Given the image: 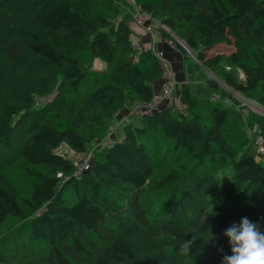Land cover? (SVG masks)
Listing matches in <instances>:
<instances>
[{
  "label": "trees",
  "instance_id": "trees-1",
  "mask_svg": "<svg viewBox=\"0 0 264 264\" xmlns=\"http://www.w3.org/2000/svg\"><path fill=\"white\" fill-rule=\"evenodd\" d=\"M9 1L0 0V55L10 63H21L28 54L41 57L51 84L61 78L74 100L43 118L22 141L26 163L45 166L51 173L28 167L26 175L34 182L21 200L0 185V234L13 218L29 220L33 239L44 249L37 252L24 242L13 243L7 252L0 251V264H221L222 255H231L223 233L233 223L247 217L264 232V159L252 152L248 133L245 148L234 140L246 111L234 94L259 92L257 102L264 106V0L139 1L143 13L180 36L220 81L208 78L209 100H200L187 85L178 107L164 105L142 119V126L128 124L122 138L99 151L80 174L53 149L67 140L86 152V145L106 131L112 117L105 112L114 107L121 112L154 98L153 84L163 75L162 65L152 51L138 61L131 58L138 51L129 22L123 17L113 24L104 15L92 16L87 10L98 0L87 5L79 0H17L35 13L43 40L26 27L17 33L4 30L19 25L12 14L17 5ZM162 37L173 40L166 31ZM225 44L233 46L227 56L206 52ZM82 55L108 64L106 73L90 81V96L80 94L92 75ZM32 109L30 94L19 98L0 84V146L12 147V135L29 120ZM249 116L259 128L255 138H264V116ZM94 123L97 129L90 126ZM155 133L172 142L181 157L215 168L213 174L195 179L198 197L185 187L191 175L188 164L154 179L155 159L144 140ZM221 171L228 172L223 186ZM149 181L159 192L170 189L166 220L162 213L153 215L143 200ZM205 187L220 188V194L215 189L205 199ZM193 236L196 240L184 254Z\"/></svg>",
  "mask_w": 264,
  "mask_h": 264
},
{
  "label": "rangeland",
  "instance_id": "rangeland-1",
  "mask_svg": "<svg viewBox=\"0 0 264 264\" xmlns=\"http://www.w3.org/2000/svg\"><path fill=\"white\" fill-rule=\"evenodd\" d=\"M79 1H82L85 5H87L90 0ZM139 1H142L143 3L153 0H98V5L94 9L91 8L87 11H89L92 16H96L98 14L104 15L108 18V21L113 24H118V22L124 17L126 21L129 22L131 29L134 26L133 23H135L142 30V33L145 36L142 35L141 39L137 37L139 41H136L139 44L137 45L140 46L142 50L131 57L133 60L138 61L141 55L146 53V51H149L148 47H146L147 44L145 43H148V41L152 44H154L153 41H155V44L158 43L160 48L158 51L163 53L162 59L164 60H159L163 68V75L159 81L153 84L156 93L161 90L160 88L162 87L164 81L168 79V73L173 72L178 82V87H176L174 91V97L178 98V95L188 85L185 83L186 81H184L186 76L183 79V72L189 70L192 72V75L196 77V81H198L191 82L190 88L192 92L200 100L211 99L212 92L207 86L206 79L211 78L220 81V78L217 77L215 72L213 73L209 71L199 63L197 54L189 49L185 41L180 36L163 25L159 19H155L154 17L143 13L141 11ZM9 3L11 5H17H12V14L17 18L19 25L4 30L8 33H17L19 31L18 29L26 27V31L39 34L43 40V33L39 30L36 19L34 18L35 13L29 9L31 7L25 8L23 4H18L17 0H10ZM162 31L169 32L173 40L164 39L162 37ZM134 34L136 35V32H134ZM169 41H172L173 44ZM178 45H180L181 48ZM232 48L233 46L225 44L209 51L206 50V52L209 56H213L217 52H222L223 55L227 56L231 53ZM80 58L85 64L84 67L86 70H89L93 75H91L88 81L89 83L80 89V94L81 96H90L94 89L93 83H90V81L94 77L100 78V75L106 73L108 71V64L100 59L91 61L87 55H82ZM163 61L169 67V71L170 68L172 71H167ZM51 83V76L49 75L41 57L35 54H28V56L21 63H10L5 57L0 55V84L2 87L13 96L25 98L26 95L30 94L32 98V115L29 120L23 123L12 135V147L7 149L4 146H0V185L8 188L12 194L16 195L18 200L29 196L32 189V183L34 182L33 179L26 175V169L30 166L26 163L21 154L22 141L43 118L53 117L58 107H64L74 100L68 86L62 84L61 78L57 80V84L55 86ZM258 95L259 92H253L248 96L244 94H234L241 104L243 106L245 105L243 108L246 109L243 117L244 122L238 127V135L234 140H237L236 144H238L240 149H243L246 147L243 137L246 133H248L250 139L252 138V152L259 160H262V157L255 145V137L258 135L259 128L256 121H253V118L249 116L252 112L254 114L264 116V106L257 102ZM216 99L218 100L217 97ZM174 106L178 107L179 105L176 104ZM133 107L134 106L131 105L125 107L121 112H119L120 109L114 107L109 111L111 112L110 114L109 112H105L107 117H112L107 121L108 124L105 128L106 131L103 132L102 137H99L92 143L86 145V152L77 151L67 140H64L58 147L54 148L53 152L71 160L75 164L76 169L78 166L85 164L87 159H89L88 163L91 164L92 161L98 157L99 151L107 148V145L112 141L122 138L124 129L128 124L133 123L138 125L140 123L139 125L142 126L143 120L132 112ZM127 117L129 120H127ZM123 119L126 120L123 122ZM92 125H95L93 128H96L95 123L90 124V126ZM144 142L148 147H150V152L153 154V158L155 159L154 166L156 169V176L154 179L158 181L172 169H179L184 164H188L191 169L189 174L191 175L186 177L189 178L188 180H184L185 187L192 190L195 197H198L199 194L194 189L195 179L200 177L201 174H213L215 168L210 166L207 161L202 164H198L192 159L189 160V158L186 155L184 156V154L183 157H181L182 154H176L173 149V143L166 140L158 133H155L154 135L151 134L150 138H146ZM30 168L33 170H40L48 175L51 173L45 166H31ZM227 177L228 172L224 174V171H221L220 178L222 179V186L225 184ZM215 189L216 187H208L206 190L205 187L203 192L205 195H202L203 198H212V194L215 191V193L220 194V188ZM169 193V188L160 192L157 191L154 188L152 181L147 183V186L142 192L143 200L147 205H149L153 215L156 213H162L161 218L165 220L169 218V214L167 213L168 211H166V202ZM198 206L199 205L197 203V205L193 207V210H196ZM182 216H184L183 213L179 215L180 218H182ZM21 239L22 242H20ZM23 242L26 246L35 248L37 252H41L44 249V245L33 239L29 220L13 218L6 225H4L0 234V251L7 252L12 248L13 243H21V245H23ZM138 259L144 261L147 258L140 256Z\"/></svg>",
  "mask_w": 264,
  "mask_h": 264
},
{
  "label": "clouds",
  "instance_id": "clouds-1",
  "mask_svg": "<svg viewBox=\"0 0 264 264\" xmlns=\"http://www.w3.org/2000/svg\"><path fill=\"white\" fill-rule=\"evenodd\" d=\"M180 95V94H179ZM223 235L227 238L231 255H222L221 264H264V232L258 223L247 217L241 218L239 224L233 223ZM196 240L193 236L182 249L184 254L190 252ZM221 253L223 249L219 250Z\"/></svg>",
  "mask_w": 264,
  "mask_h": 264
},
{
  "label": "built area",
  "instance_id": "built-area-1",
  "mask_svg": "<svg viewBox=\"0 0 264 264\" xmlns=\"http://www.w3.org/2000/svg\"><path fill=\"white\" fill-rule=\"evenodd\" d=\"M171 44H173L172 41ZM136 49L138 52H141L142 48L136 44ZM152 53L161 60L163 57V53L152 51ZM178 87V82L176 80V76L173 73L167 80L164 81L161 90L156 93L154 98L150 102H142V103H136L133 106L132 112L138 116L141 119H144L146 117H149L153 112L159 110L164 105H176L180 104V95H178V98L174 97V91ZM256 147L259 151V154L264 159V138L258 137L256 139ZM87 159L85 161V164L82 166H78L76 174H80L83 170L88 169L90 166V163H88Z\"/></svg>",
  "mask_w": 264,
  "mask_h": 264
},
{
  "label": "crops",
  "instance_id": "crops-1",
  "mask_svg": "<svg viewBox=\"0 0 264 264\" xmlns=\"http://www.w3.org/2000/svg\"><path fill=\"white\" fill-rule=\"evenodd\" d=\"M133 27H132V30L134 31V32H136V35L134 34V36H133V38H134V41H135V44H138L136 41H139V39H141V36L143 35V36H145L143 33H142V30L135 24V23H133ZM140 31V32H139ZM139 39H138V38ZM147 39V38H146ZM148 40V39H147ZM153 43L154 44H152V43H150L149 41H148V43H145V44H147L146 45V47H148V50L149 51H157V52H160V51H158V50H160V48H159V46H158V43H156L155 44V41H153ZM139 45V44H138ZM161 60H164V59H161ZM163 63L165 64V62L163 61ZM165 68L167 69V71L168 72H170V71H172V69L170 68V71H169V67L165 64ZM186 68V67H185ZM199 71L201 72V70L199 69ZM173 73V72H172ZM172 73L170 72V73H168V77L167 78H169L171 75H172ZM183 79L185 78V76H186V78H188V79H184V81H186L185 83L186 84H188L189 86H190V84H191V82L192 81H195V82H198V81H196V77L195 76H193L192 75V72H190L189 70H186V72H183ZM177 79V78H176ZM188 80V81H187ZM207 80H208V78L206 79V83H207ZM213 97V96H212ZM126 115H128V114H126ZM128 118V117H127ZM126 119H123V122L125 121ZM127 120H129V118L127 119ZM140 124V123H139ZM138 124V125H139ZM137 125V124H136Z\"/></svg>",
  "mask_w": 264,
  "mask_h": 264
}]
</instances>
